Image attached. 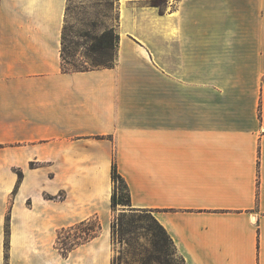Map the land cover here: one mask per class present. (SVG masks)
<instances>
[{
    "label": "crops",
    "instance_id": "0c3cea01",
    "mask_svg": "<svg viewBox=\"0 0 264 264\" xmlns=\"http://www.w3.org/2000/svg\"><path fill=\"white\" fill-rule=\"evenodd\" d=\"M67 1L0 0V264H111L113 162L185 264H264V0H118L115 64L64 72Z\"/></svg>",
    "mask_w": 264,
    "mask_h": 264
},
{
    "label": "rangeland",
    "instance_id": "374dc122",
    "mask_svg": "<svg viewBox=\"0 0 264 264\" xmlns=\"http://www.w3.org/2000/svg\"><path fill=\"white\" fill-rule=\"evenodd\" d=\"M163 10L164 0H149ZM118 0H68L66 3L64 49L67 61L76 64L88 60L87 55L98 57L91 47L99 40V34L109 27L118 30ZM113 54V48L107 50ZM71 67L70 63H63ZM120 191L124 193L120 183ZM127 204L113 209L111 222V264H185L174 244L157 226L148 211L133 210ZM94 226V223H92ZM80 226L65 232L64 236L79 240L86 234ZM80 236V237H79ZM62 246L61 241L58 243Z\"/></svg>",
    "mask_w": 264,
    "mask_h": 264
},
{
    "label": "trees",
    "instance_id": "16d2710c",
    "mask_svg": "<svg viewBox=\"0 0 264 264\" xmlns=\"http://www.w3.org/2000/svg\"><path fill=\"white\" fill-rule=\"evenodd\" d=\"M154 1V0H153ZM154 5V4H153ZM65 24L63 25L62 29V39H61V70L64 72H69V71H84V70H90V69H96V68H103V67H111L115 64L116 61V49L118 45V32L115 30L113 27L105 28L97 37L99 41L97 43H94L91 47V52L94 54H98V57H92L91 55H87L88 60L83 61V63L76 64L71 61H67L65 58V49H64V31H65ZM113 48V54L110 56L107 53L108 49ZM63 63H70L72 66L71 67H66ZM111 177L113 181V191L111 194V206L114 209L116 205L118 204H127L130 205V195L128 191V187L123 179V177L120 175V173L117 171L116 164L115 162L112 163V168H111ZM117 183H120L123 192L120 191L119 186H117ZM133 210H137L133 207H131ZM153 220L157 224V226L165 233V235L170 239L172 242L171 238L165 231V229L162 227L160 223L152 216ZM94 223V226L92 225ZM86 228H82L81 231H83L86 236L81 237L79 240L76 238H69V236H64L63 234L67 232L69 234L70 230L79 228L80 226H86ZM100 229V225L96 223L95 220H88V221H82L79 222L73 226L67 227V228H62L58 231V236H57V247L60 249V252L62 255H67L68 252L76 245L79 243H82L86 240H89L91 237L95 236ZM80 237V236H79ZM61 241L62 246H59L58 243ZM173 243V242H172ZM4 247H7V242H4ZM7 258L6 252H5V259ZM7 264V262H5Z\"/></svg>",
    "mask_w": 264,
    "mask_h": 264
}]
</instances>
